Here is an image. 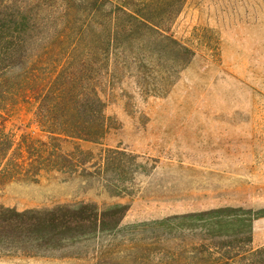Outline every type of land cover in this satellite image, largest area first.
Here are the masks:
<instances>
[{
	"label": "trees",
	"instance_id": "trees-1",
	"mask_svg": "<svg viewBox=\"0 0 264 264\" xmlns=\"http://www.w3.org/2000/svg\"><path fill=\"white\" fill-rule=\"evenodd\" d=\"M186 1L0 0V179L38 183L57 173L81 179L100 195L132 196L142 185L137 177L150 172L139 156L66 144L106 137L108 104L100 89L114 86L120 65L131 69L143 58L149 77L158 72L163 79L147 94L168 91L195 56L170 33ZM163 59L171 63L165 69ZM22 104L33 107L46 140H17L7 131L10 113ZM129 210L92 200L24 210L0 203V258L264 264V246L252 247L253 224L264 209L223 206L123 225Z\"/></svg>",
	"mask_w": 264,
	"mask_h": 264
},
{
	"label": "rangeland",
	"instance_id": "rangeland-1",
	"mask_svg": "<svg viewBox=\"0 0 264 264\" xmlns=\"http://www.w3.org/2000/svg\"><path fill=\"white\" fill-rule=\"evenodd\" d=\"M170 33L195 56L172 77L168 91L147 94L163 79L158 72L149 77L143 58L131 62V69L120 65L114 86L100 89L108 104L106 137L66 144L95 154L119 149L139 156L150 172L137 177L142 185L134 194L110 198L81 179L49 173L38 183L0 179V203L19 210L82 200L125 204L130 210L123 225L223 206L264 209V0H187ZM169 65L159 62L160 68ZM17 108L7 131L17 140H46L33 107ZM262 246L264 217L253 224L252 247ZM0 264L88 263L14 256L0 258Z\"/></svg>",
	"mask_w": 264,
	"mask_h": 264
}]
</instances>
